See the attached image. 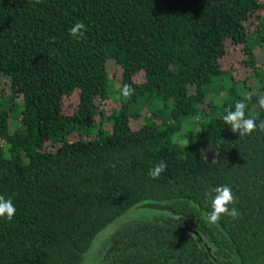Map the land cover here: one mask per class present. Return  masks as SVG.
Returning <instances> with one entry per match:
<instances>
[{
	"label": "trees",
	"instance_id": "obj_1",
	"mask_svg": "<svg viewBox=\"0 0 264 264\" xmlns=\"http://www.w3.org/2000/svg\"><path fill=\"white\" fill-rule=\"evenodd\" d=\"M259 51L264 0H0V264H264V132L222 119L264 120Z\"/></svg>",
	"mask_w": 264,
	"mask_h": 264
},
{
	"label": "clouds",
	"instance_id": "obj_2",
	"mask_svg": "<svg viewBox=\"0 0 264 264\" xmlns=\"http://www.w3.org/2000/svg\"><path fill=\"white\" fill-rule=\"evenodd\" d=\"M85 31L84 23L77 22L69 29V34L79 40L85 35ZM134 91L131 85L126 84L122 89V95L130 97L134 94ZM256 103L260 109H264V95L259 96ZM247 109L248 104L242 99L235 103L234 109L229 108L226 110V114L222 117L224 123L230 126L233 133H238L239 137L251 136L258 131L264 132V120H259L258 116L247 113ZM203 159H207V157L204 156ZM167 167V163L162 160L149 168L147 175L152 180H159L167 172ZM204 196L211 201V210L206 217V222L209 225H218L224 217H229L233 220L239 218L240 212L236 207L238 198L231 185L220 184L207 189L204 192ZM16 211L17 209L12 199L0 195V218L6 217L8 221H12Z\"/></svg>",
	"mask_w": 264,
	"mask_h": 264
},
{
	"label": "rangeland",
	"instance_id": "obj_3",
	"mask_svg": "<svg viewBox=\"0 0 264 264\" xmlns=\"http://www.w3.org/2000/svg\"><path fill=\"white\" fill-rule=\"evenodd\" d=\"M240 57H241L240 48H238L237 46H234L233 44L228 45L227 55L223 58L224 67H231L232 65L238 63ZM257 58L263 64V67H264V53L260 51L257 52ZM0 79L2 80L3 78H0ZM119 86H120L119 81L115 80V87L118 88ZM117 106H118V102H116L113 99L106 101L102 105L103 108L109 109V110H112L113 108H116ZM204 156L207 157V160H211L215 157V152L214 150L206 151L204 153ZM88 264H91V259L88 261Z\"/></svg>",
	"mask_w": 264,
	"mask_h": 264
}]
</instances>
